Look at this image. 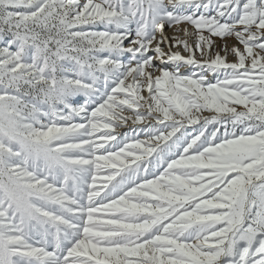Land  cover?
<instances>
[{
    "label": "snow or ice",
    "instance_id": "1",
    "mask_svg": "<svg viewBox=\"0 0 264 264\" xmlns=\"http://www.w3.org/2000/svg\"><path fill=\"white\" fill-rule=\"evenodd\" d=\"M0 264H264V0H0Z\"/></svg>",
    "mask_w": 264,
    "mask_h": 264
},
{
    "label": "bare ground",
    "instance_id": "2",
    "mask_svg": "<svg viewBox=\"0 0 264 264\" xmlns=\"http://www.w3.org/2000/svg\"><path fill=\"white\" fill-rule=\"evenodd\" d=\"M122 131H123V129H122Z\"/></svg>",
    "mask_w": 264,
    "mask_h": 264
}]
</instances>
